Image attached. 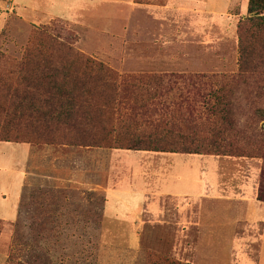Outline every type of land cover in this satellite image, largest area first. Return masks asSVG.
<instances>
[{
  "label": "rangeland",
  "instance_id": "374dc122",
  "mask_svg": "<svg viewBox=\"0 0 264 264\" xmlns=\"http://www.w3.org/2000/svg\"><path fill=\"white\" fill-rule=\"evenodd\" d=\"M10 1L2 0L0 4L5 3L4 8L9 9ZM180 2L187 11L178 15L175 9H169L158 11L150 19L151 13L139 11L135 20L145 23L144 32L138 30L123 36L95 35L89 29L83 32L61 18L39 26L28 25L15 15L8 18L11 11L0 8V53L6 57L0 55V65H8L4 59H23L33 39L47 27L60 41L74 44L80 52L104 62L123 77L153 72L183 74L186 78L169 84L172 92L165 104L171 107L180 92L188 94L192 90L197 93L190 99L195 100L198 110L205 111V98L210 93L221 87L229 90L234 83H240V125L243 129L264 126V120L254 117L257 107L264 108V71L259 68L239 74L237 25L248 16V0H235L229 8L226 0H217V15L210 10L215 7L212 2ZM168 3L169 0H142L139 4ZM115 29L119 33L120 28ZM146 29L150 32L146 33ZM194 74L202 77L193 84L188 77ZM243 75L248 76L249 85L244 84ZM141 152L144 153L109 147L0 141V219L4 220L0 224V264H154L159 254L194 264L205 260L207 253L214 254L212 262L216 264H264V207L256 211L251 208L249 212L235 201L203 197L208 193L234 192L230 195L236 199L235 192L245 193L254 187L257 200L263 165L260 157L176 153L189 158L188 164L179 166L180 185L199 194L164 200L166 210L159 219L145 215V220L152 223L143 226L139 249L114 251L107 247L102 237L106 195L95 186L109 180L114 166L112 156ZM185 167L189 172H185ZM28 172L21 214L19 204ZM113 176L120 178L121 174ZM138 176L134 171V178ZM173 206H180V212ZM199 206L204 211L203 220L217 228V233L202 236L204 227L197 226L196 232L194 228L182 232L181 224H176L177 216L180 222L188 214L198 216ZM208 211L212 216H207ZM106 227L120 239H125L131 229L115 219L107 220Z\"/></svg>",
  "mask_w": 264,
  "mask_h": 264
},
{
  "label": "trees",
  "instance_id": "16d2710c",
  "mask_svg": "<svg viewBox=\"0 0 264 264\" xmlns=\"http://www.w3.org/2000/svg\"><path fill=\"white\" fill-rule=\"evenodd\" d=\"M247 11L237 25L240 75L264 71V0H248ZM51 32L46 27L33 39L23 59H4L8 65H0V141L260 157L257 200L264 203V126L240 125V83L207 94L205 111L190 99L197 93L192 90L180 92L171 107L165 104L172 92L169 84L186 78L183 74L123 77ZM201 77L194 74L188 80L194 84ZM242 77L249 85L248 76ZM254 117L264 120V108L257 107ZM23 206L21 199V214ZM154 264L191 263L159 254Z\"/></svg>",
  "mask_w": 264,
  "mask_h": 264
},
{
  "label": "crops",
  "instance_id": "0c3cea01",
  "mask_svg": "<svg viewBox=\"0 0 264 264\" xmlns=\"http://www.w3.org/2000/svg\"><path fill=\"white\" fill-rule=\"evenodd\" d=\"M202 1L212 2L216 8L212 7L210 10L212 13L218 14L216 5L218 3L217 0ZM226 1L229 8L231 3L235 0ZM10 2L11 8H4L5 3H1L0 8L9 13L11 11L8 18L11 15H15L28 25L39 26L48 24L53 19L61 18L75 24L78 28H82L83 32L89 29L92 32H96L94 33L95 35L103 34L109 36H123V34L133 35L135 32L138 33V30L144 32L145 23H143V21L139 23L135 20V14L139 13V11L142 13H151L150 19L153 14L156 17L158 11L162 12L164 10L175 9V14L177 15L181 14L180 11H187V8H184L180 4V0H169L166 6L139 4L135 3L133 0H11ZM245 6H247V4ZM139 16L143 18V16ZM117 27L120 28L119 33H116L117 30L115 28ZM149 32L150 30L146 29V33ZM143 152L144 153L141 152L135 155L112 156L111 162L114 166L111 169L112 174L109 180L103 185L96 184L95 186V189H102L106 195L102 237L107 247L114 251H120L121 249L137 250L140 248L143 226L147 223H152L151 220H145V215L150 216L152 219L164 217V212L166 210L164 200L175 198V196L184 197L191 194H199L190 193L183 189L185 186L184 184L180 185L182 177L180 176L181 169H179V166L188 164V157H180L179 154L176 153L156 151ZM193 169L194 168H192V170ZM134 171L139 174L137 179L134 178ZM115 172L121 174V177L115 178L113 176L116 174ZM185 172H189L187 168ZM126 173H129L130 177L125 176ZM218 173L221 172L218 171ZM29 175L28 172L23 183V188ZM175 179L177 183H175ZM175 185H178L176 189ZM247 192H235L236 196H238L236 199H233L230 195L234 194V192H225L218 195L208 193L204 194L205 196L203 197L211 201L218 199L235 201L239 207H245L249 212H251L252 209L256 211L260 207H264L262 206L263 203L255 199L254 187L251 190H247ZM173 207L177 212H180V206ZM198 209V216H195L194 213H192L191 216L188 214L183 222H180L177 216L176 224H181L180 228L182 232H190V228H194L195 231V227L197 226L198 229L199 227H204L201 232L199 231L202 236L217 233L219 231L217 228L213 229L212 224H207L203 220L204 211L200 209V206ZM210 212L208 211L207 216L211 215ZM188 218L192 221L190 219L188 220ZM109 219H115L120 221L121 224L127 223L130 225L131 229L128 231L125 239H120L116 232H112L111 229L106 227V221ZM156 223H158V221H156ZM213 255L214 254L207 253V255L203 257L205 260L200 262L202 264H216L212 262V260L215 259ZM183 261H191V259H183ZM201 263L194 261V264Z\"/></svg>",
  "mask_w": 264,
  "mask_h": 264
},
{
  "label": "built area",
  "instance_id": "2783aa9c",
  "mask_svg": "<svg viewBox=\"0 0 264 264\" xmlns=\"http://www.w3.org/2000/svg\"><path fill=\"white\" fill-rule=\"evenodd\" d=\"M9 8V7H8Z\"/></svg>",
  "mask_w": 264,
  "mask_h": 264
}]
</instances>
